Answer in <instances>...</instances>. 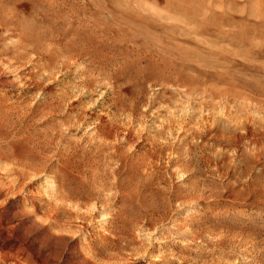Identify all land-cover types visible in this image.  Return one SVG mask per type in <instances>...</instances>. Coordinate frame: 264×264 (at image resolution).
<instances>
[{"label": "rangeland", "instance_id": "374dc122", "mask_svg": "<svg viewBox=\"0 0 264 264\" xmlns=\"http://www.w3.org/2000/svg\"><path fill=\"white\" fill-rule=\"evenodd\" d=\"M123 1L68 0L74 17L68 18L60 27L67 29L71 22L76 32L86 35V32L81 31L85 29L87 20L95 21L100 18L102 25L99 26L105 27L107 33H113L117 27L125 26V17L121 15L124 8L120 4ZM144 1L147 5L143 3ZM148 1L143 0V5L146 8L150 6L149 9L154 7L150 11H143V17H153L152 13H162L159 6L155 7L150 0ZM97 2H101L102 5L99 3V6ZM157 9L160 10L157 12ZM22 10L27 27L34 29L35 32L37 57L32 52H28V56L26 55L22 61L24 65L18 72L33 75L35 66L38 67L39 60L46 51L45 44L41 42L43 54H38V36L48 27V20L42 17L41 11H45V8L38 1L33 5L26 3ZM233 17L234 21H238L242 16L235 12ZM156 23L154 27H145L149 34L155 32V35L157 33L161 35V24L168 22ZM243 24H236L233 28L235 34L231 42L221 41L215 46L216 50L225 51V54L222 53L224 60L221 59L223 61L218 63L220 68L217 65L215 67L217 71L197 61L184 60V58L180 60L173 55L175 54L173 48L163 44L162 47L165 49L152 48L153 51H157L158 59L156 56H151V59L141 64L135 62L134 65L127 63L121 65L122 61H119L114 67L106 65L100 72L106 77L105 80L101 78L102 86L96 85L88 92L83 90L82 93L87 95L80 99L78 98L80 93L72 86L79 84L80 72L98 65L97 62L91 64L85 57H82L84 59L81 58L77 65H72L69 71L61 70L60 59L55 71L58 73L53 74L54 80L48 82V89L46 88L44 92H41L38 84H34L33 81L27 82L25 88L16 89V85L8 84L15 73H0V102L12 104L13 107H16L18 102L22 107L10 112L8 117L11 119H9L10 128L0 129V151L7 143L11 144L12 150H25L26 144L20 141L22 137L28 133L42 134L49 131L52 125H59L60 119L57 117L38 116L34 113L30 115L27 110L28 108L34 110L36 105H40L41 110L43 103L50 101L49 93L56 97L70 90L72 96L68 101L70 103L74 101L72 107L78 108L81 105L84 109L87 107L86 115L90 118L85 126L73 127L69 130L59 128L55 132L57 136L53 135V140L56 139V142L52 140L42 154L45 157L46 171L38 174L36 182L38 186L26 188L28 193H8L0 188V259L11 254L16 259L27 261L29 264H110L107 259L112 257L119 258L118 264H264V154L259 155L258 159L252 158L256 150L243 138L245 130L232 129L234 127L231 126L229 119L224 118L226 115L237 120L241 118L240 122L242 121L245 126L248 124V132L258 128L260 133L264 134V17L262 20L248 17ZM260 26L262 28L259 30ZM69 37L70 35H67V39ZM187 38L185 37V40ZM190 40L188 43L173 42L172 44L167 40L166 42L174 47L180 44L181 47L194 50L196 45L192 46ZM5 43L0 45V50L6 46ZM61 43L64 44L65 40L59 41V44ZM106 45L110 44L104 43L103 54L110 51L119 52L116 49L119 46L114 48V43L110 45L111 49L105 47ZM126 51L130 56L133 55L129 52L130 48ZM96 71L98 72L99 69L97 68ZM198 76L200 78H197ZM200 92L203 94L200 95ZM224 93L231 96L225 100ZM208 96H211L210 100L207 99ZM218 96L222 98L219 100ZM114 97L119 103L117 107L111 106ZM200 100L205 102L202 104ZM206 100L210 107L213 106L215 109L209 108ZM198 102L201 103V105L199 103L201 108ZM166 107L169 109L168 112L167 110L165 112ZM128 113L132 115L130 119L127 118ZM190 113L192 115H189ZM195 114L197 117L193 118ZM203 116L206 118L203 120V122L207 121L206 125L202 122ZM110 124L111 130L107 128ZM164 126L167 128L166 131ZM196 127L199 128V133ZM134 131L137 135L132 134ZM217 136L220 139L222 136L225 138L220 140ZM262 152L264 153V150ZM3 154L0 153V156ZM54 154L56 156H53ZM0 163V169L3 170L4 163ZM43 178L55 181L54 192L48 188L50 187V183L46 182L48 180ZM42 182L45 184H41ZM63 191L71 192L72 199L60 201L59 197L58 199L54 197L65 195ZM96 198L95 209L92 211L94 216L89 211H80L77 209L79 207L76 208L77 203H92ZM77 213L88 214L86 216L88 219L86 218L83 224L86 231L82 230L84 228L81 229L82 231L76 229L80 225L77 219H74ZM54 214L58 215L57 220L63 226H54L49 220ZM151 220L152 225L149 224ZM50 222L51 226H49ZM180 222L184 223V228L177 231L176 225L181 224ZM103 236H106L105 239ZM107 237L109 240L106 239ZM85 240L89 241L90 245H87ZM93 249H96V252ZM96 253L100 254L101 262H98V256L95 257ZM82 254L87 260L83 259Z\"/></svg>", "mask_w": 264, "mask_h": 264}, {"label": "bare ground", "instance_id": "6f19581e", "mask_svg": "<svg viewBox=\"0 0 264 264\" xmlns=\"http://www.w3.org/2000/svg\"><path fill=\"white\" fill-rule=\"evenodd\" d=\"M38 1V3L45 8V11L42 12V17L48 20V27L43 31V34L38 36V54H43L42 52V44H45L46 51L44 52L43 56L40 58V63L38 64V67L35 66V73L33 75L31 74H22L21 71L18 72L19 68H22L23 60L26 58V55L28 52H32L37 57V51H36V38H35V32L34 29H30L27 27V24L25 22V17L23 14L22 8H25L26 3H31L32 5L35 4ZM85 1V0H84ZM101 1V0H99ZM116 1V0H115ZM143 0H124L121 4V7L124 8V12H122V16L125 17V26L123 27H117L116 31L113 33H107L105 27H100L99 24L102 25L100 18L91 21L87 20V22L84 25V28L81 32H86V35H81L79 32H76L72 28L71 22H69V25L67 29H63L62 26L65 21L68 18H72L74 15L72 12L71 6L68 5V0H0V40L3 42H6L3 48V50H0V73L7 72L9 74L15 73L12 78L8 81V84L16 85V89L25 88V84L29 81H33L34 84H38V88L41 90V92H44L48 88V82L53 81V77L56 73V66L58 61L61 59V70L63 71H69L72 65H77L78 62L81 61L82 57H85L89 59L91 64H95L97 62V67H93L90 65V67H93L89 70H84L83 72H80V81L79 84H74L72 88H74L75 91L80 93V96L78 98H83L87 93L83 94V90L91 91L93 87L96 85L102 86V80L101 78L106 79L105 76H102L103 73H100L104 70L106 65H112L113 67L116 65V63L120 62L121 65H134L136 62L137 64H141L143 62H147L149 59H151V56L157 57V51H153L154 49H160L163 48V44L168 45L169 47L174 49L173 55H176L180 60H183L182 58L189 59L191 61H197L198 63L203 64L205 67L212 68L213 70H216V65L218 66L220 61H223L224 58L222 57V53L225 54V51L222 49H215L216 45L224 41L226 43L231 42V39L234 38V30L233 28L236 27V24L239 25V23L244 25L245 18L251 17L253 19H261L264 17V0H150V4L159 6L161 14L152 13L153 17L149 16L143 17V11H150L149 7L147 8L143 5L146 4L145 1L142 3ZM148 1V0H147ZM70 2V1H69ZM88 2V1H87ZM111 2V1H110ZM113 2V1H112ZM149 2V1H148ZM78 3V2H77ZM98 3V2H97ZM101 3V2H99ZM98 3V5H99ZM116 3V2H114ZM71 4V3H69ZM96 4V3H95ZM111 4V3H110ZM119 4V5H120ZM102 5V3H101ZM147 5V4H146ZM149 5V3H148ZM40 5H38L39 7ZM94 6V5H93ZM96 6V5H95ZM100 6V5H99ZM36 6L34 5V8ZM80 7V6H79ZM82 7V6H81ZM119 7V6H118ZM100 8V7H99ZM121 8V9H122ZM38 9V8H37ZM82 9V8H81ZM112 9V8H111ZM120 9V8H119ZM89 10V8H88ZM157 9V12L159 11ZM32 11V10H31ZM237 12L241 14V19L238 21H234V13ZM38 14H40V10L38 9ZM83 15V14H82ZM77 16V15H76ZM84 16V15H83ZM74 17V16H73ZM100 17V16H99ZM81 18V17H80ZM84 18V17H83ZM82 18V19H83ZM93 18V17H92ZM79 19V18H78ZM81 19V20H82ZM94 19V18H93ZM244 19V20H243ZM118 20V19H117ZM123 20V19H122ZM75 21V20H73ZM121 21V19H120ZM158 21H164L168 22L167 24H161L162 31L161 35H155L149 34L146 31L145 27H151L156 25ZM254 21V20H252ZM77 22V21H76ZM79 22V21H78ZM254 23V22H253ZM82 24V23H81ZM115 24V23H114ZM77 25V24H76ZM113 25V24H112ZM257 25V24H256ZM59 26V27H58ZM255 26V25H254ZM78 27V26H77ZM80 27V26H79ZM114 27V25H113ZM241 27V25H240ZM252 27V26H251ZM66 28V27H65ZM75 28V27H74ZM254 28V27H253ZM262 28L261 26L259 27ZM155 28H153L154 30ZM248 29V28H247ZM256 29V27H255ZM81 30V29H80ZM106 30V31H105ZM240 30V29H239ZM252 30V29H251ZM256 31V30H255ZM262 31V30H261ZM259 31V32H261ZM264 31V30H263ZM233 32V33H232ZM238 32V31H236ZM238 33H241L240 31ZM243 33V32H242ZM241 33V34H242ZM160 34V33H159ZM240 34V35H241ZM255 34V33H254ZM67 35H70V37L67 39ZM259 36V33H258ZM262 36V35H261ZM185 37H189L190 42L192 46L196 45L194 47V50H188L187 48L181 47L180 44H176L175 47L172 46L173 42H182V43H188V38L185 40ZM236 37V36H235ZM249 38V37H248ZM257 38V37H256ZM65 40L64 44H59V41ZM93 40V41H92ZM172 42L167 43L166 42ZM254 40V39H253ZM108 42L110 45L113 43L114 48L116 46H119V48H116L119 52H109L107 54H103L102 47L104 46V43ZM1 43V44H2ZM0 44V45H1ZM190 44V43H189ZM240 44V43H239ZM3 45V44H2ZM110 45H106L108 49H111ZM3 47V46H1ZM121 48L125 49L122 50ZM130 48V51L133 55H129V53L126 51ZM1 49V48H0ZM165 49V48H163ZM228 52V51H227ZM106 53V52H105ZM162 53V52H161ZM168 53V52H167ZM173 53V52H171ZM230 53V52H229ZM244 53V52H243ZM165 54V51H164ZM169 54V53H168ZM237 54V53H236ZM34 55V56H35ZM172 55V54H170ZM242 55V54H241ZM28 56V55H27ZM130 56V58H129ZM163 56V55H162ZM168 56V55H167ZM33 58V57H32ZM159 57H157L158 59ZM164 58V56H163ZM162 58V59H163ZM171 58V57H170ZM175 58V57H174ZM84 58H82L83 60ZM130 59V61H129ZM223 59V60H221ZM176 60V59H175ZM38 61V62H39ZM31 62V61H30ZM162 62V61H161ZM173 62V61H172ZM189 62V61H188ZM80 64V63H79ZM199 64V65H201ZM221 64V63H220ZM26 65V64H25ZM36 65V64H35ZM126 65V66H127ZM166 65V64H165ZM223 65V64H222ZM33 66V65H32ZM89 66V65H88ZM220 68V66H218ZM97 68L99 71L97 72ZM107 68V67H106ZM224 68V67H222ZM31 69V68H30ZM115 69V68H114ZM34 70V69H33ZM162 70V69H161ZM182 70V69H180ZM205 70V69H204ZM58 71V70H57ZM81 71V70H79ZM122 71V70H121ZM217 71V70H216ZM175 72V70H173ZM60 73V72H59ZM62 73V72H61ZM186 73V72H185ZM54 74V75H53ZM108 74V73H107ZM110 74V73H109ZM218 74V73H217ZM64 75V74H63ZM115 75V74H114ZM161 75V74H160ZM177 75V74H176ZM219 77V76H218ZM197 78H200L199 76ZM203 78V77H201ZM217 78V77H215ZM221 78V77H220ZM219 78V79H220ZM52 79V80H51ZM142 79V78H141ZM226 79V78H225ZM168 80V79H167ZM112 81V80H111ZM166 81V80H165ZM109 82V81H108ZM114 82V81H113ZM179 82V81H178ZM226 82V81H225ZM111 83V82H110ZM179 84V83H178ZM216 84V83H215ZM220 84V83H219ZM30 85V84H28ZM108 85V84H107ZM113 85V83H112ZM200 85V84H199ZM209 85V84H208ZM201 86V85H200ZM217 86V85H216ZM174 87H176L174 83ZM179 87V86H177ZM213 87V86H212ZM47 88V89H46ZM112 88V87H111ZM238 88V87H237ZM97 89V88H96ZM179 90V88H176ZM183 89V88H182ZM202 89V88H201ZM219 89V88H217ZM239 89V88H238ZM114 90V89H113ZM116 90V88H115ZM181 90V88H180ZM203 90V89H202ZM207 90V89H206ZM236 90V89H235ZM119 91V90H118ZM182 91V90H181ZM198 91V90H197ZM212 91V90H211ZM177 92V90H176ZM206 93L205 91H203ZM196 93V92H195ZM215 93V92H214ZM220 93V92H219ZM20 94V93H19ZM46 94V93H45ZM48 96L50 98V101L44 102L43 107L40 108V105H36L34 107V110H29L30 115L34 113L35 115L41 116V115H51L52 117H57L60 119L59 125H52L50 127L49 131H45L42 134H27L25 137L21 138V142H24L26 144L25 150H19L15 151L11 149V144L7 143L6 146L0 151V153H4L2 156H0V162L4 163L3 170L0 169L2 176L0 177V188H2L5 192H26L29 191L26 190V188H30L36 185V182L38 180V174L39 173H45V157L42 156L43 152L46 148H48L50 142L53 140V135H55V132L59 128H64L65 130H69L73 127H81L85 126L87 124V120L89 121L90 118L86 115V109L82 107H72V103H70L69 99L72 95H70L69 91H64L60 95L54 97V94L49 93ZM199 94V93H198ZM203 94L200 92V95ZM217 94V93H216ZM225 94V93H224ZM223 94V95H224ZM227 94V93H226ZM225 94V95H226ZM57 95V94H56ZM115 95V94H114ZM187 95V94H186ZM192 95V94H191ZM222 96L221 94H219ZM224 95V97H225ZM228 95V94H227ZM225 100L227 99V96ZM76 96V95H75ZM106 96V95H105ZM135 96V95H134ZM207 96V95H206ZM213 96V95H212ZM189 97V96H188ZM211 97V96H210ZM209 96L207 97L208 100H210ZM130 98V97H129ZM205 98V95H204ZM219 100V96L217 97ZM232 99L234 97H231ZM2 99V98H1ZM7 99V98H6ZM114 101L111 103V106L117 107L118 100L114 97ZM235 99V98H234ZM69 100V101H68ZM203 100V98H202ZM201 101L205 102V101ZM205 100V99H204ZM208 100H206L207 105H209ZM215 100V99H214ZM230 100V99H228ZM238 100V99H237ZM240 100V99H239ZM4 101V100H3ZM9 101V100H8ZM105 101V100H104ZM108 101V100H107ZM111 101V100H110ZM133 101V100H132ZM217 101V100H216ZM234 101V100H232ZM243 101V99H241ZM7 102V101H6ZM228 102V101H226ZM231 102V100L229 101ZM132 103V102H131ZM198 102V106H199ZM200 103V105H201ZM204 103V106L206 105ZM248 103V102H247ZM105 104V103H104ZM203 104V103H202ZM216 104V103H215ZM235 104V102H234ZM238 104V103H237ZM236 104V105H237ZM249 104V103H248ZM18 102L16 103V107H13L12 104H5L4 102H0V129L1 130H7L10 128V122H9V114L16 108H22ZM226 105V104H225ZM15 106V105H14ZM107 106V105H106ZM160 106V105H159ZM158 106V108H159ZM166 106V105H165ZM197 106V105H196ZM227 106V105H226ZM242 106V104H241ZM89 107V106H88ZM123 107V106H122ZM202 106H199L201 108ZM213 108V106H211ZM209 105V108H211ZM217 107V106H216ZM225 107V106H224ZM223 107V108H224ZM243 107V106H242ZM250 107V106H249ZM149 108V107H148ZM170 108V107H169ZM197 108V107H196ZM211 108V109H212ZM38 109V112H37ZM106 109V108H105ZM120 109V108H119ZM164 109V108H162ZM203 109V108H202ZM215 109V107L213 108ZM226 109V107H225ZM133 110V109H132ZM168 112L169 109H165V112ZM195 110V109H194ZM207 110V109H206ZM222 110V108H221ZM229 110V109H228ZM119 111V110H118ZM121 111V110H120ZM123 111V110H122ZM164 111V110H163ZM198 111V110H197ZM210 111V110H209ZM212 111V110H211ZM217 111V110H216ZM236 111V109H235ZM238 111V110H237ZM22 112V111H21ZM36 112L38 114H36ZM152 112V111H151ZM154 112V111H153ZM170 112V111H169ZM205 112V111H204ZM208 112V110H207ZM206 112V113H207ZM219 112V111H218ZM222 112V111H221ZM227 112V111H226ZM240 112V111H239ZM110 113V112H109ZM118 113V112H117ZM155 113V112H154ZM215 113V112H214ZM223 113V112H222ZM27 114V113H26ZM92 114V113H91ZM115 114V113H114ZM121 114V113H120ZM133 114V113H132ZM175 114V113H174ZM209 114V113H207ZM212 114V113H210ZM209 114V115H210ZM219 114V113H218ZM16 115V114H15ZM89 115V114H88ZM118 115V114H117ZM136 115V114H135ZM139 115V113H138ZM170 115V113H169ZM189 115H192L191 113ZM215 115V114H212ZM223 115V114H221ZM219 115V116H221ZM225 115V113H224ZM230 115V114H229ZM12 116V115H11ZM94 116V115H93ZM112 116V114H111ZM131 114L128 113L127 118H131ZM174 116V115H173ZM197 117V115H193L194 117ZM205 116V115H204ZM203 116V117H204ZM188 117V116H187ZM192 117V116H191ZM206 117V116H205ZM203 120H206V117ZM224 117V116H223ZM231 117V116H230ZM226 115L225 120L229 119V122L231 126H233L234 130L242 129L245 130L244 139L245 141L253 146V149L255 147V156L252 158L258 159L257 157L259 155H263L262 152L264 150V134L260 133V130L256 128L257 130L253 129L249 130L248 132V124L245 126L242 121L240 122L239 119L241 118H230ZM238 117V116H236ZM257 117V116H256ZM100 118V116H99ZM176 118V117H174ZM183 118V117H182ZM211 118V117H209ZM208 118V119H209ZM214 118V116H213ZM221 118V117H220ZM223 118V119H224ZM92 119V117H91ZM98 118H96L97 120ZM110 119V118H109ZM113 119V118H111ZM180 119V118H179ZM245 119V118H244ZM11 120V119H10ZM95 120V119H93ZM132 120V119H131ZM139 120V118L137 119ZM190 120V116H189ZM212 120V118H211ZM249 121L248 119H245ZM129 121V120H128ZM166 121V120H165ZM171 121V120H170ZM176 121V120H175ZM209 121V120H208ZM213 122L215 120H212ZM211 121V123H212ZM251 121V120H250ZM249 121V122H250ZM197 122V121H196ZM201 122V121H200ZM201 122V124H202ZM205 125L207 121H204ZM203 122V123H204ZM210 122V121H209ZM228 122V121H227ZM98 123V122H97ZM139 123V122H137ZM162 123V122H161ZM199 123V122H197ZM262 123V122H260ZM113 124V123H111ZM108 126L107 128H111ZM131 124V123H130ZM191 124V122H190ZM201 124H197L202 126ZM226 124V123H225ZM253 124V123H252ZM13 125V124H12ZM11 125V126H12ZM91 125V124H90ZM99 125V124H97ZM166 125V124H165ZM193 125V124H192ZM208 125V124H207ZM211 125V124H210ZM215 125V123H214ZM213 125V126H214ZM229 125V123H228ZM256 125V124H255ZM262 125V124H261ZM138 126V124H137ZM144 126V125H143ZM168 126V125H167ZM171 126V125H170ZM185 126V125H184ZM189 126V125H188ZM199 126V127H200ZM204 126V125H203ZM254 128V125H252ZM161 127V126H160ZM166 126H164L165 128ZM180 127V126H179ZM212 127V126H211ZM210 127V128H211ZM256 127V126H255ZM98 128V127H97ZM104 128V127H103ZM115 128V127H114ZM184 128V127H183ZM198 128V127H196ZM203 128V127H202ZM231 128V127H230ZM77 129V128H76ZM117 129V128H116ZM141 129V128H140ZM138 129V130H140ZM167 128H165L166 131ZM179 129V128H178ZM201 129V128H200ZM205 129V128H204ZM207 129V128H206ZM216 129V128H215ZM230 129V130H232ZM87 130V128H86ZM95 130V128H94ZM111 130V129H110ZM109 130V131H110ZM132 130V129H131ZM136 130V129H133ZM160 130V129H159ZM173 130V129H172ZM218 130V129H216ZM13 131V130H12ZM62 131V130H61ZM137 131V130H136ZM161 131V130H160ZM195 131V130H194ZM203 131V130H202ZM236 131V133H237ZM240 131V130H239ZM256 131V132H255ZM113 132V131H112ZM116 132V130H115ZM118 132V131H117ZM121 132V131H120ZM119 132V133H120ZM129 132V131H128ZM127 132V133H128ZM180 132V131H179ZM208 132V131H207ZM212 132V131H211ZM214 132V131H213ZM264 132V131H263ZM24 133V132H23ZM95 133V132H94ZM199 133V128H198ZM201 133V132H200ZM244 133V132H242ZM248 133V134H247ZM256 133V134H255ZM131 134V133H130ZM133 135H135V131L132 132ZM185 134V133H184ZM224 134V133H223ZM13 135V134H11ZM60 135V134H59ZM90 135V133H89ZM99 135V134H98ZM118 135V134H117ZM125 135V133H124ZM137 135V134H136ZM180 135V134H179ZM200 135V134H199ZM214 135V134H213ZM212 135V136H213ZM216 135V134H215ZM214 135V136H215ZM220 135V133H219ZM222 135V134H221ZM233 135V134H231ZM238 135V134H237ZM236 135V136H237ZM19 136V135H18ZM57 136V135H55ZM97 136V135H95ZM114 136V134H113ZM123 136V135H122ZM128 136V135H127ZM202 136V135H201ZM243 135H241L242 137ZM104 137V136H103ZM102 137V138H103ZM107 137V136H106ZM116 137V136H115ZM115 137L113 139H115ZM180 137V136H179ZM191 137V136H190ZM197 137V136H196ZM227 137V136H226ZM232 137V136H231ZM8 138V136H7ZM63 138V136H62ZM110 138V136H109ZM124 138V137H123ZM126 138V137H125ZM146 138V137H145ZM212 138V137H211ZM215 138V137H214ZM219 138V136H217ZM223 138V136H222ZM221 138V139H222ZM225 138V137H224ZM223 138V139H224ZM241 138V139H243ZM12 139V138H11ZM117 139L119 137L117 136ZM153 139V138H152ZM155 139V138H154ZM179 139V138H178ZM220 139V138H219ZM220 139V140H221ZM229 139V138H227ZM10 140V138H9ZM56 140V139H55ZM53 140V141H55ZM96 140V139H95ZM102 140V139H101ZM106 140V139H105ZM126 140H128L126 138ZM147 140V139H146ZM145 140V141H146ZM158 140V139H157ZM232 140V139H231ZM239 140V139H238ZM112 141V140H111ZM118 141V140H117ZM121 142H123L120 139ZM130 141V140H129ZM143 141V140H142ZM191 141V140H190ZM219 141V140H218ZM227 141V140H226ZM244 141V142H245ZM7 142V141H6ZM56 142V141H55ZM94 142V141H93ZM126 142V141H125ZM60 143V142H59ZM102 143V142H100ZM108 143V142H107ZM120 143V142H118ZM132 143V141H131ZM4 144V143H3ZM20 144V143H19ZM109 144V143H108ZM111 144V142H110ZM113 144V143H112ZM122 144V143H121ZM128 144V143H127ZM54 145V144H53ZM56 145V144H55ZM58 145V144H57ZM125 145V144H124ZM131 145V144H130ZM245 145V144H244ZM48 146V147H47ZM116 146V145H115ZM52 146H50L51 148ZM100 147V146H99ZM105 148V145H104ZM119 148V147H118ZM251 148V147H250ZM53 149V148H52ZM58 149V147H57ZM116 149V148H115ZM174 149V148H173ZM123 150V149H122ZM177 150V149H176ZM186 150V149H185ZM47 151V150H46ZM60 151V150H59ZM117 151V150H116ZM173 151V150H172ZM178 151V150H177ZM113 152V151H112ZM232 152V151H230ZM111 153V152H109ZM114 153V152H113ZM118 153V152H117ZM254 153V151H253ZM251 153V154H253ZM63 154V153H62ZM177 154V153H176ZM84 155V154H83ZM109 155V154H108ZM229 155V154H228ZM52 156V155H51ZM53 156H56L55 154ZM61 156V155H60ZM59 157V155H58ZM68 157V156H67ZM160 157V156H159ZM65 158V157H64ZM142 158V157H141ZM151 158V157H150ZM49 159V158H48ZM67 159V158H66ZM87 159V158H86ZM110 159V158H109ZM149 159V158H148ZM47 160V159H46ZM50 160V159H49ZM129 160V157H128ZM56 161V160H55ZM58 161V160H57ZM65 161V160H64ZM130 161V160H129ZM257 161V160H256ZM109 162V161H108ZM51 163V162H50ZM49 163V164H50ZM107 163V162H106ZM1 164V163H0ZM142 164V163H141ZM148 165V164H147ZM241 165V164H240ZM93 166V165H92ZM239 166V165H238ZM263 167V166H262ZM147 168V167H146ZM176 169V168H175ZM127 170V169H126ZM144 170V169H143ZM111 171V170H110ZM97 172V171H96ZM63 173V172H62ZM110 174V172H109ZM103 175V174H102ZM45 176V175H44ZM52 176V175H51ZM50 176V177H51ZM62 176V175H61ZM60 176V177H61ZM94 176V175H93ZM107 176V175H106ZM250 176V174H249ZM41 178V176H39ZM43 177V176H42ZM261 177V176H260ZM48 178V177H47ZM53 178V177H52ZM102 178V177H101ZM251 178V177H250ZM48 180L46 182H49L51 192H54L56 190V184L53 179H45ZM261 179V178H260ZM115 180V179H114ZM61 181V180H60ZM256 181V180H255ZM106 183V182H105ZM41 184H45V182H42ZM92 185V184H91ZM113 185V184H112ZM264 185V184H263ZM86 186V185H85ZM106 186V185H105ZM247 187V186H246ZM251 187V186H250ZM47 188V187H46ZM253 188V187H252ZM31 189V188H30ZM247 190V189H246ZM34 191V190H33ZM47 192V191H46ZM50 192V193H51ZM97 192V191H96ZM96 192H93L94 195H97ZM65 195H59L54 197H59L60 201H63L65 199H72L71 198V192H65L63 191V194ZM92 193V195H93ZM100 193V192H99ZM230 193V192H229ZM240 193V192H239ZM248 193V192H247ZM246 193V194H247ZM250 193V192H249ZM11 194V193H10ZM56 194V193H55ZM238 194V193H237ZM244 194V193H243ZM263 194V193H262ZM52 195V194H51ZM76 195V194H75ZM104 196V194H102ZM261 195V194H260ZM264 195V194H263ZM257 196V194H256ZM53 197V195H52ZM51 197V198H52ZM105 197V196H104ZM107 197V196H106ZM258 197V196H257ZM50 198V197H49ZM55 198V199H56ZM58 199V198H57ZM88 199V198H87ZM53 200V199H52ZM91 200V199H90ZM96 199L93 200L92 203H77L76 208L80 211L85 212H91V215H93L92 211L95 209V202ZM104 200V198L102 199ZM168 200V199H167ZM57 201V200H56ZM59 201V202H60ZM79 201V200H76ZM100 201V199H99ZM50 202V201H49ZM54 202V201H53ZM57 203V202H56ZM69 203V202H68ZM74 203V202H73ZM180 203V202H179ZM50 204V203H49ZM65 205H67L65 203ZM64 206V205H62ZM72 206V205H71ZM74 206V205H73ZM56 208V207H55ZM54 208V209H55ZM69 208V206H68ZM77 210V211H78ZM49 211V210H48ZM67 211V210H66ZM74 211V210H73ZM96 211V210H95ZM104 211V210H102ZM69 212V211H68ZM71 213V212H70ZM98 213V212H97ZM104 213V212H103ZM160 213V212H159ZM53 214V213H52ZM83 214V213H81ZM79 213L75 214V218L77 219L79 226L78 231L84 228L83 224L86 220V215H81ZM102 214V213H101ZM164 214V213H163ZM171 214V213H170ZM42 215V214H41ZM68 215V214H67ZM57 214H54L50 216V221L53 222L54 226L61 227V223L57 220ZM94 216V215H93ZM101 216V215H100ZM99 216V217H100ZM161 216V215H160ZM157 217V216H156ZM173 217V216H171ZM170 217V218H171ZM64 218V217H63ZM105 218V217H104ZM67 219V218H66ZM88 219V218H87ZM90 219L91 216H90ZM102 219V218H101ZM100 219V220H101ZM41 220V219H40ZM94 220V218H93ZM99 220V219H96ZM106 220V219H105ZM163 220V219H162ZM166 220V219H165ZM174 220V219H171ZM63 221V220H62ZM73 222V220L71 219ZM90 221V220H89ZM23 222V221H22ZM91 222V221H90ZM162 222V221H161ZM172 222V221H171ZM34 223V222H33ZM67 223V222H65ZM168 223V222H167ZM173 223V222H172ZM181 223V222H180ZM190 223V222H189ZM71 224V222H70ZM75 224V223H74ZM145 224V223H144ZM149 224H153V221ZM184 223L177 224L176 230L181 231L182 228H184ZM65 225V224H64ZM69 225V223H68ZM78 225V224H76ZM110 225V224H109ZM174 225V224H172ZM187 225V224H186ZM189 225V224H188ZM51 226V222L49 224ZM63 226V225H62ZM67 226V224H66ZM72 226V225H70ZM160 226V225H159ZM89 227V226H88ZM143 227V226H142ZM175 227V226H174ZM198 227V226H197ZM64 228V227H63ZM66 228V227H65ZM69 227H67L68 230ZM71 228V227H70ZM73 228V227H72ZM75 228V227H74ZM46 229V228H45ZM75 229V230H76ZM88 229V228H87ZM187 229V228H186ZM183 229V230H186ZM60 230V229H59ZM65 230V229H64ZM85 230L86 229H82ZM81 230V231H82ZM171 230V229H170ZM88 231V230H87ZM117 232V231H116ZM168 232V231H167ZM172 232V230L170 231ZM176 232V231H174ZM61 233V231H60ZM64 233V232H63ZM66 233V232H65ZM88 233V232H87ZM188 233V232H187ZM209 233V231H208ZM222 233V232H220ZM62 234V233H61ZM84 234V233H83ZM168 234V233H167ZM175 234V233H174ZM211 234V233H210ZM57 235V234H56ZM64 235V234H63ZM80 235V234H78ZM209 236V235H208ZM211 236V235H210ZM216 236V235H215ZM228 236V235H227ZM245 236V235H244ZM85 237V235H84ZM91 237V235L89 236ZM106 236H103V238ZM110 237V236H109ZM235 237V236H233ZM74 238V237H73ZM86 238V237H85ZM84 238V239H85ZM219 238V237H218ZM78 239V238H77ZM90 239V238H89ZM105 239V238H104ZM106 239L109 240L107 237ZM53 240V239H52ZM99 240V239H98ZM208 240V239H207ZM218 240V239H217ZM83 241V240H82ZM88 241V240H87ZM102 241V238H101ZM209 241V240H208ZM221 241V240H220ZM223 241V240H222ZM248 241V240H247ZM247 241H245L247 243ZM86 242V240H85ZM89 242V241H88ZM87 243V245H90V243ZM82 243V242H81ZM108 243V242H107ZM111 243V242H110ZM181 243V242H180ZM220 243V242H219ZM249 243V242H248ZM101 244H103L101 242ZM253 244V243H252ZM217 245V244H216ZM215 245V246H216ZM92 246V245H91ZM103 246V245H102ZM107 246V245H105ZM110 246V245H109ZM107 246V247H109ZM224 246V245H223ZM80 247V246H79ZM84 247V246H83ZM86 247V246H85ZM90 247V246H89ZM100 248V246H98ZM145 247V246H144ZM220 247V246H219ZM92 250V247H90ZM198 248V247H196ZM195 248V250H196ZM201 248V247H200ZM110 249V248H109ZM84 250V249H83ZM87 250V249H86ZM94 250V249H93ZM96 250V249H95ZM94 250V251H95ZM150 250V249H149ZM218 250V249H217ZM49 251V250H48ZM56 251V250H55ZM85 251V250H84ZM47 252V251H46ZM51 252V251H50ZM88 252V251H87ZM90 252V251H89ZM88 252V253H89ZM93 252V251H92ZM96 252V251H95ZM94 252V253H95ZM99 252V251H98ZM108 252V250H107ZM194 252V251H193ZM199 252V251H198ZM60 253V252H59ZM83 253V251H82ZM261 253V252H260ZM20 254V253H19ZM22 254V252H21ZM84 254V253H83ZM82 254V255H83ZM86 254V253H85ZM195 254V253H193ZM201 254V253H200ZM251 254V253H250ZM81 255V256H82ZM220 255V254H218ZM51 256V255H50ZM62 256V255H61ZM85 255H83L84 257ZM98 256V262H101V256L100 254L96 253L95 257ZM190 256V255H189ZM215 256V255H214ZM221 256V255H220ZM3 257V256H2ZM227 257V256H226ZM63 258V256H62ZM84 257L83 259H85ZM104 258V257H103ZM190 258V257H189ZM223 258V257H222ZM253 258V257H252ZM20 259H22L20 257ZM67 259V258H66ZM109 259V260H108ZM107 261L111 262L110 264H118L120 263L119 258H108ZM127 259V258H126ZM200 259V258H199ZM219 259V258H218ZM68 260V259H67ZM87 260V258H86ZM105 260V259H104ZM215 260V259H214ZM221 260V259H220ZM226 260V259H225ZM228 260V259H227ZM226 260V261H227ZM62 261V260H61ZM60 261V262H61ZM83 261V260H82ZM97 261V260H96ZM106 261V260H105ZM124 261V260H123ZM190 261V260H188ZM217 261V260H216ZM244 261V260H243ZM254 261V260H253ZM24 262V263H23ZM81 262V260H80ZM85 262V261H84ZM93 261H90V263ZM103 262V261H102ZM193 262V261H192ZM201 262V261H200ZM215 262V261H214ZM29 264L27 261L16 259L13 255L8 254L0 259V264ZM105 263V262H104ZM128 263V262H127ZM212 263V262H211ZM219 263V262H218ZM252 263V262H251ZM263 263V262H262ZM59 264V263H58ZM78 264V263H77ZM101 264V263H98ZM123 264V263H122ZM215 264V263H214ZM261 264V263H260Z\"/></svg>", "mask_w": 264, "mask_h": 264}]
</instances>
